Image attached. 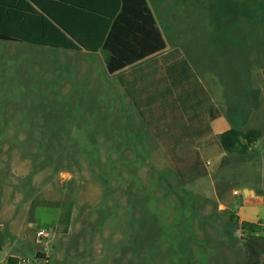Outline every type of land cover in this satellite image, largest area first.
<instances>
[{"label":"rangeland","instance_id":"rangeland-1","mask_svg":"<svg viewBox=\"0 0 264 264\" xmlns=\"http://www.w3.org/2000/svg\"><path fill=\"white\" fill-rule=\"evenodd\" d=\"M149 2L217 116L261 137L245 154L217 137L172 152L115 106L99 57L72 67L63 54L0 41V264L44 246L50 264H253V243L264 260V0ZM198 157L207 175L187 184L179 172Z\"/></svg>","mask_w":264,"mask_h":264},{"label":"crops","instance_id":"crops-1","mask_svg":"<svg viewBox=\"0 0 264 264\" xmlns=\"http://www.w3.org/2000/svg\"><path fill=\"white\" fill-rule=\"evenodd\" d=\"M2 1L4 0H0ZM10 2H14L18 9L49 10L88 46L100 48L96 52L88 50L81 41L68 34L65 35L77 48L20 42H10L11 44L41 47L49 52L51 57L58 56V53L63 54L64 64L72 67L77 59L91 55L99 57L113 80L115 106L123 108L127 121L134 122L136 129L150 130L157 138L165 139V143H172V152H186L190 146L197 148L201 139L217 137L218 134L231 129L222 113L216 116L215 98L193 70L194 66L187 60L181 46L168 41L149 0H146L147 7L154 16L165 48L155 50L160 44L156 36H152V41L139 36H136L134 41L125 40L127 48L114 44L123 59L134 58L142 52L154 49L145 58L136 60L114 73L108 71V59L117 56L103 48L102 35L110 31L112 21L120 14L123 4L121 0H40V5L31 0ZM167 3L165 0L160 8L165 9ZM122 27L126 28L125 25ZM121 61L122 58L118 57V62ZM108 83H111L110 80ZM217 126L221 128L219 132H216Z\"/></svg>","mask_w":264,"mask_h":264},{"label":"trees","instance_id":"trees-1","mask_svg":"<svg viewBox=\"0 0 264 264\" xmlns=\"http://www.w3.org/2000/svg\"><path fill=\"white\" fill-rule=\"evenodd\" d=\"M31 1L40 5V0ZM121 1L123 4L120 14L112 21L110 31L102 35V42H104L103 48L109 50L114 56H117V58L111 56L108 59L107 68L110 73L121 70L136 60L145 58L148 54H151L149 52L154 50L142 52L134 58L123 59L120 53L114 48V44H118L122 48H127L125 40L134 41L135 37L139 36L140 38L143 37V39L152 41V36H156L160 44L155 50L165 48V42L156 27L154 16L147 7L146 0ZM1 6L8 7L9 9H3ZM122 25H125L126 28L122 27ZM65 34L77 38L88 50L96 52L100 48L88 46V44L77 37L68 25L64 24L58 17L53 16L47 9H18L15 7V3L10 2V0L0 2V41L28 43L39 46H55L68 49L77 48ZM118 57L122 58L123 61L118 62ZM188 69L193 74L189 66ZM261 135L259 130L251 129L244 131L241 128L233 127L218 135L217 139L226 153L245 154L248 147L253 145ZM230 161L229 156L224 155L221 159L220 167L228 166ZM179 174L182 179L186 180L185 183L190 184L206 176L207 172L204 171L201 159L198 157L193 164L187 166ZM241 230L244 234L254 233L256 232V225L249 222H242ZM257 244L262 246V244ZM257 244L253 243V247L251 248L249 246L251 254L257 257V260L253 264H259L260 261L258 256L259 246ZM17 262L18 259L15 256L8 258V264H17Z\"/></svg>","mask_w":264,"mask_h":264},{"label":"built area","instance_id":"built-area-1","mask_svg":"<svg viewBox=\"0 0 264 264\" xmlns=\"http://www.w3.org/2000/svg\"><path fill=\"white\" fill-rule=\"evenodd\" d=\"M234 194L236 195V192H234ZM50 235L51 233L47 229H38V231L36 232V238L38 240H46L47 242H49ZM49 250L50 249L47 246L46 247L44 246V249L34 259L17 257L18 259L17 264H50L51 256ZM259 264H264V260L259 262Z\"/></svg>","mask_w":264,"mask_h":264},{"label":"water","instance_id":"water-1","mask_svg":"<svg viewBox=\"0 0 264 264\" xmlns=\"http://www.w3.org/2000/svg\"><path fill=\"white\" fill-rule=\"evenodd\" d=\"M249 192H250L249 190H246V192H245L246 197L249 195ZM252 195L255 196L254 193H252Z\"/></svg>","mask_w":264,"mask_h":264}]
</instances>
